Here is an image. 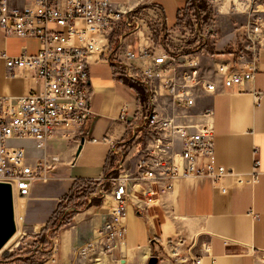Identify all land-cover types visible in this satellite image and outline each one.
<instances>
[{
    "label": "built area",
    "instance_id": "built-area-1",
    "mask_svg": "<svg viewBox=\"0 0 264 264\" xmlns=\"http://www.w3.org/2000/svg\"><path fill=\"white\" fill-rule=\"evenodd\" d=\"M210 4L217 14L229 7L233 14L246 16L235 29L238 43L221 52L215 46L218 33L214 19L202 28L185 26L181 48L158 45L154 35L170 37L172 30L163 8L154 0H145L132 9L112 0H0V28L6 36L40 42L34 56L26 53L25 46L18 56L1 52L7 71L34 74L43 82L41 91L19 97L0 96V182L11 184L15 201L27 200L38 182L46 184L50 178L47 160L29 165L27 150L10 142L31 140L43 149L60 129L69 136L82 128L93 115L89 60L110 50L116 29L123 28L118 42L123 51L120 56L126 59L120 62L128 78L150 88L148 107L141 105L139 113L129 119L126 105L120 118L131 127L134 138L140 134L146 140L144 156L133 172H120L110 193L103 189L98 192L104 205L111 204L106 210L102 206L106 214L103 222L95 227L93 240L78 251V256H89L100 247L105 257L124 247L129 208L141 213L161 208V197L173 191L180 180L210 178L222 195L229 192L225 184L228 177H234L239 187L252 188L259 183V161L249 174L217 167L215 131L210 124L197 123L193 118L204 95L241 89L255 80L264 51V0H210ZM194 17L191 12L190 19ZM133 36L138 38L137 49L130 41ZM195 38L197 41L191 44ZM212 50V70L208 71L202 57ZM261 96L255 95L257 102ZM162 98L167 102L162 103ZM162 106H172V115H162ZM204 115L211 116V109ZM118 169H124V163L120 162ZM22 237L27 234L22 232ZM171 241L167 244H172L173 256L179 255L182 240L175 244ZM204 249L210 253L207 245ZM45 250L41 243L35 253ZM192 261L202 264L203 258L193 256Z\"/></svg>",
    "mask_w": 264,
    "mask_h": 264
},
{
    "label": "crops",
    "instance_id": "crops-1",
    "mask_svg": "<svg viewBox=\"0 0 264 264\" xmlns=\"http://www.w3.org/2000/svg\"><path fill=\"white\" fill-rule=\"evenodd\" d=\"M112 1L119 6L123 4L122 0ZM144 2L130 0L129 5L123 6L132 9ZM154 2L162 7L159 0ZM187 2L177 8L176 22L170 27L172 37L165 38L168 43L171 39L177 41L174 36H181V30L177 29V15ZM237 16L241 21L246 19L245 15L233 14L229 7L219 15L224 25L217 28L224 39L215 41L217 52L238 43L235 32ZM130 41L137 49L138 38L133 36ZM16 42L18 48L13 50L12 44ZM168 43L166 45L170 46ZM174 45L181 48L182 43ZM24 46L26 53L34 56L40 49V42L34 38L6 36L0 28V54L5 52L7 56H18ZM121 52L122 48L115 50L111 44L110 50L103 56L98 54L90 58L93 115L79 131L66 136L67 131L60 129L43 149H38L31 140H27L31 141L30 146L22 147L27 150V164L35 165L47 160L46 173L50 178L46 184L38 182L26 200L25 219L30 235H39L48 225L61 199L72 190L77 180H104L109 161H114L115 167L122 162L124 171L133 172L140 160L135 161L133 166H127L131 159L126 156L134 135L131 127L120 118L126 105L129 119L137 115L141 100L137 92L119 81V76L115 74L114 66L118 59L126 60L119 56ZM202 61L208 64L212 60L203 56ZM42 89L43 82L35 79L34 74H10L0 57L1 97H19ZM256 94H262L259 102L256 101ZM161 101L167 102V98ZM173 109L172 106H162L160 110L162 115L170 116ZM206 109H211V116L204 115ZM195 113V122L208 123L215 131L217 167L249 174L255 162L259 161V183L252 188L239 187L234 177H228L225 184L229 192L222 195L210 178L180 180L173 191L161 197V208L143 212L141 217L134 207L129 208L124 247H118L112 255L105 257L101 255L100 247H96L90 257L103 258V264H114L119 254L121 264H147L153 256L159 257L158 264H194L193 256L202 257V264H264V51L260 57V71L252 83L241 89L204 95L198 101ZM105 215V211L96 206L80 213L71 225L50 239L47 256L42 257L43 253L34 251L32 257L37 261L23 264H76L78 251L93 240L94 229L103 222ZM155 236L158 245L153 244ZM179 239L182 240L180 254L174 257L167 242ZM41 243L43 241L39 240L38 244ZM205 245L210 248L209 254L204 249ZM161 248L167 254H161ZM12 253L0 264H16V260L26 257ZM40 256L42 262L38 261Z\"/></svg>",
    "mask_w": 264,
    "mask_h": 264
},
{
    "label": "rangeland",
    "instance_id": "rangeland-1",
    "mask_svg": "<svg viewBox=\"0 0 264 264\" xmlns=\"http://www.w3.org/2000/svg\"><path fill=\"white\" fill-rule=\"evenodd\" d=\"M122 1H123V2H121V3H123V4H121L122 6L123 5H129L128 2L130 0H122ZM159 3L165 9L167 26L169 28L172 27V26H174V24L176 22L177 8L179 6H181V7L185 6L186 0H159ZM115 4H117V3H115ZM195 4H196V10L195 11H192V12H194V16H196V18L194 17L193 19L192 18L189 19L188 22H187V24L185 26H188L189 28L190 27L194 28L195 26H198L199 25V27L202 28L206 24H210L209 22L212 19H214L215 22H216V24H215V30L218 33V40L224 39V35L219 34V31H218V28H217L218 25H221V26L224 25L223 19L222 20L219 19V15L220 14L215 13L216 11L214 10V7L210 4V0H195ZM118 5H120V4H118ZM200 11H201V13H200ZM198 13H199V15H198ZM213 16L214 17L216 16V18H214ZM239 19H241V18H238V16H237V19H235V24H236L235 27H237L238 24H240L241 22H243V20L241 21ZM197 22H201V23H197ZM182 32H184V29L182 30ZM193 33L194 32H192V36H193ZM236 36H239V34L236 33ZM166 37L163 34H161V33H156L154 35V39H155V41H156V43L158 45H160V44L166 45L168 43L166 41V39H165ZM174 39L177 40V41H174L173 39H171L170 42L168 43L171 46L172 49H175L176 48V46L174 45L175 43H178V42H181L182 41V37L181 36L180 37L174 36ZM167 40H168V38H167ZM196 41H197V39L195 38L194 40L190 41V43L193 44ZM12 48H13V50H16L18 48V43L16 42V43L12 44ZM225 48L228 49V47H225ZM221 51H223V50H221ZM213 53H215V52L211 51L210 54L205 55V58L208 59L211 56H214V55H212ZM118 60H120V58ZM210 65H211V63L204 64L205 68L208 69V71L210 69L212 70V67ZM141 105L143 106V108L146 107V105L148 107V104H147V96L144 95V94L142 96ZM130 144H131V148H130V150H129L127 156H126V158L129 157V159H131V160L127 164V166H133L139 159H141L142 156H144L145 147H146V140L144 138H141V136L139 134L136 138H134L131 141ZM10 145L16 146V147H26V146H30L31 145V141H27V140L11 141L10 142ZM136 150H138V151L134 154V152ZM134 156H135V159H134ZM133 159H134V161H133ZM120 172H124V169L119 170L117 172V174L119 175ZM118 175L116 177H118ZM111 184H112V182L110 183V182L106 181L105 185L102 188H99L98 192L103 189L105 192L110 193L111 192V189H112V185ZM96 196H98V195H95V197ZM98 198H99V196H98ZM89 201H90V199H89ZM103 203L100 206V208H102V206L104 205ZM109 203L111 204L110 201H109ZM109 203H108V205H106L107 203L104 205V209L105 210L109 208V206H110ZM88 204L90 206V204H92V203L91 202H88ZM22 232H24V233L27 234V237H25L24 239L22 237ZM18 233L15 235L16 236L15 239L13 241H11L9 243V245H7L2 252H0V261L8 258L10 256V252L11 253L13 252L12 253L13 255H25L26 253L32 251V248H34L33 247V244H34L35 238H34V235H30V233L28 231L26 219H25V223H24L23 228H21ZM173 241H175V240H173ZM173 241H171V242H173ZM153 244L158 245V242L157 241L156 242L153 241ZM170 245H172V244H170ZM36 248L37 247H35V249ZM35 249H34V251H35ZM160 253L161 254L164 253V250L162 248L160 250ZM119 256H120V254L118 255V257H115L116 260H115L114 264H121V262L119 263ZM77 258L78 259L76 261V264H103V262H104L102 260L103 258H101L99 256L90 257V255L89 256L86 255L84 257V256H81L80 255ZM147 264H148V262H147Z\"/></svg>",
    "mask_w": 264,
    "mask_h": 264
},
{
    "label": "trees",
    "instance_id": "trees-1",
    "mask_svg": "<svg viewBox=\"0 0 264 264\" xmlns=\"http://www.w3.org/2000/svg\"><path fill=\"white\" fill-rule=\"evenodd\" d=\"M195 10H196L195 0H188L186 7L178 11V15H177L178 30L182 31L184 29L185 25L190 19L191 12ZM122 32H123V28L120 27L116 29L111 35V44L113 45V48L115 50L119 49L118 37ZM114 67L116 69L115 74L119 76V81L126 83L132 89H134L139 95L140 100H142L143 94L146 95L147 97L149 96L150 93L149 86L139 81L130 80L126 72L124 71L120 60H118V63ZM114 165H115L114 161L107 162V166L105 167L107 177L104 180L95 181V180L79 179L75 182L72 190L61 199L58 208L55 214L53 215L52 219L48 223V225L42 230V232L39 235L34 236L35 238L33 244L34 248H32V251L26 253L25 255H22V257L23 256L26 257L16 260V264H23L26 262L37 261L35 260L34 257H32V253L34 252L35 247H37L39 240L43 241L44 245L46 246V249H48V247L51 246L50 239L51 240L54 239V237L63 228L71 225L74 219L80 213L86 211L87 209L93 206L100 207L102 205L103 199L98 197L96 198L95 195H97L99 188H102L105 185L106 181L110 183L112 182L111 185L113 187L114 179L118 175L117 172L119 171L118 167H115ZM88 202H91L92 204H90L89 206ZM48 253H50V250L49 251L45 250L41 256L42 257L47 256ZM41 256L38 259V261L40 262L43 261V258H41Z\"/></svg>",
    "mask_w": 264,
    "mask_h": 264
},
{
    "label": "water",
    "instance_id": "water-1",
    "mask_svg": "<svg viewBox=\"0 0 264 264\" xmlns=\"http://www.w3.org/2000/svg\"><path fill=\"white\" fill-rule=\"evenodd\" d=\"M141 217L142 213L137 214ZM18 227L15 217V200L11 184L0 182V252L17 234ZM158 257H151L148 264H158ZM124 264V263H123Z\"/></svg>",
    "mask_w": 264,
    "mask_h": 264
},
{
    "label": "bare ground",
    "instance_id": "bare-ground-1",
    "mask_svg": "<svg viewBox=\"0 0 264 264\" xmlns=\"http://www.w3.org/2000/svg\"><path fill=\"white\" fill-rule=\"evenodd\" d=\"M109 202H107L106 205H108ZM110 204V203H109ZM15 206H16V220H17V224L19 229L22 227L24 220H25V213H26V199L25 198H16L15 201ZM106 207V206H105ZM19 234V233H18ZM16 236L13 237V239L11 241H13L15 239ZM10 241V242H11ZM9 242V243H10ZM8 243V245H9Z\"/></svg>",
    "mask_w": 264,
    "mask_h": 264
}]
</instances>
